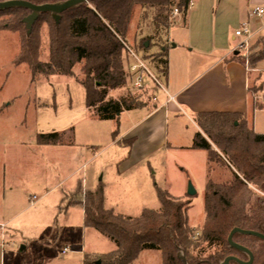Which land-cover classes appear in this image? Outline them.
Returning <instances> with one entry per match:
<instances>
[{"label":"trees","instance_id":"obj_1","mask_svg":"<svg viewBox=\"0 0 264 264\" xmlns=\"http://www.w3.org/2000/svg\"><path fill=\"white\" fill-rule=\"evenodd\" d=\"M8 1L42 6L68 0L0 3ZM189 4L190 0H92L63 13L58 27L49 15H41L28 38L21 25L27 12L11 10L1 12L0 17L4 20L2 28L19 36L15 66L27 67L35 82L71 78L78 70L76 82L84 91L85 109L91 120L104 123L116 122L122 113L146 107L140 102L141 95H131L127 64L115 58L120 43L128 39L132 22L134 48L157 79L165 82L168 34L173 25L170 15L176 10L184 25ZM258 52L261 54L252 57ZM242 58V65L246 61L255 70L264 61V47L251 50L250 46L248 55ZM255 84L250 89L253 96ZM114 93L121 95L110 99ZM254 108L257 112L264 110ZM193 123L198 132L190 150L204 153L207 166L202 189L203 223L198 236L187 224L185 206L160 192L159 212L143 211L132 219L105 210L99 189L85 193L78 204L82 225L110 242L115 250L94 260L85 256L83 264H132L143 252L159 253L161 264H180L176 260L179 251L187 264H221L230 257L247 261L229 250L226 240L233 229L264 237V136L253 134L242 117L234 114H199ZM72 138V131L39 135L36 145L72 147ZM112 139L116 141L115 133ZM117 145L130 143L119 141ZM232 242L252 254L253 264H264V243L239 236Z\"/></svg>","mask_w":264,"mask_h":264},{"label":"rangeland","instance_id":"obj_2","mask_svg":"<svg viewBox=\"0 0 264 264\" xmlns=\"http://www.w3.org/2000/svg\"><path fill=\"white\" fill-rule=\"evenodd\" d=\"M133 25L132 22L128 29V40L135 34ZM3 26L0 17V205L15 218L13 228L17 230L5 244V263L15 264L16 259L17 264L29 263L25 260L27 254L18 253L24 244L29 245L28 253L37 250L34 244L47 249L48 260L40 264H63L69 253L86 255L90 260L107 255L112 251L111 243L80 225L78 204L85 193L99 189L105 210L132 219L143 211L159 212L160 192L185 206L188 226L199 232L207 166L204 153L190 150L196 134L191 124L179 115L169 114L162 127L164 147L138 163L129 156L128 147L117 145L155 105L167 100L163 92L166 83L157 79L147 63L144 62L150 76H143L142 89L130 90L131 95H141L145 109L122 113L116 122H95L85 109L84 91L76 82L78 70L71 78L32 81L27 67L15 66L18 34ZM180 26L174 22L169 30V40H174L170 47L177 46V50L168 47L169 59H183L188 54L189 50L176 42L185 38L177 32ZM129 46L134 48V43ZM262 48L261 39L251 45V50ZM238 55L242 57V53ZM197 72L198 68L188 78ZM249 75L259 77L254 86L255 106L264 109V61ZM119 95L110 94L109 98ZM248 127L256 136H264V110L254 115ZM69 131L73 135L72 147L36 145L39 135ZM77 184L78 189L70 192ZM189 192L194 195L190 197ZM30 199H35L34 204ZM132 264H161V259L157 252H143Z\"/></svg>","mask_w":264,"mask_h":264},{"label":"crops","instance_id":"obj_3","mask_svg":"<svg viewBox=\"0 0 264 264\" xmlns=\"http://www.w3.org/2000/svg\"><path fill=\"white\" fill-rule=\"evenodd\" d=\"M190 4L192 8L188 11L185 24L180 26V18L174 21L181 27L177 32L185 36L184 40L176 42L182 43L189 51L187 59H169L170 53L167 51V79L163 91L167 100L160 106L155 105L154 110L139 120L121 140L123 143H130L126 146L130 149L129 156H133L135 159L132 160L136 163L148 159L164 147L162 127L169 114L181 116L197 133L193 120L199 114L239 115L248 127V122H253L254 115L258 113L254 108L257 98L250 92L257 77H250L249 74L255 70H251L249 66L245 68V63H240L239 59H243L244 55L239 57L234 51L240 42L234 37V33L245 28L252 35L249 45L261 39L264 47V15L257 19L249 16L253 9H264V0H190ZM125 42L132 45L133 33L131 40L127 39ZM168 42L170 49L174 40H169V34ZM172 50H177V46H173ZM193 57L201 59H191ZM197 68L198 72L188 78ZM154 97L156 103L157 95ZM77 189L78 184L74 189L70 188V192ZM8 192L11 193V190ZM82 217L80 225L83 227ZM14 219L0 205V227H3L0 230V264H6L5 244L14 237L9 235L17 232L13 228ZM27 246L29 245L24 244L20 247L23 251L18 252L27 254V264H40L43 260H48L47 249L43 245L34 244L37 250L32 249V253H28ZM9 248H13L12 244ZM114 250L112 247L108 254ZM65 251L67 254V250ZM69 254L63 264H83L86 255ZM17 260L13 262L17 264Z\"/></svg>","mask_w":264,"mask_h":264},{"label":"water","instance_id":"obj_4","mask_svg":"<svg viewBox=\"0 0 264 264\" xmlns=\"http://www.w3.org/2000/svg\"><path fill=\"white\" fill-rule=\"evenodd\" d=\"M91 1L92 0H68L54 5H42V6H33L23 1H8V2L0 3V12H7L11 10H21L27 12L28 16L25 17L23 20H21V25L24 29L25 37L28 38L31 34L34 24L38 21L41 15H49L50 19L54 23V26L58 27L61 20V15L63 13L79 5H83V4L88 5V3ZM171 48H173V46ZM193 195L194 194L192 192H189L190 197H192ZM235 236H239L243 238H252L264 243V237L259 234L233 229L227 237L226 240L227 247L229 250L244 256L247 261L244 263L238 261L235 258L230 257V258H226L221 264H253L252 254L249 251H247L245 248L235 245L232 242V239ZM22 251L23 248H20L19 252ZM176 260L180 264H187L182 251H179V253L176 256Z\"/></svg>","mask_w":264,"mask_h":264},{"label":"built area","instance_id":"obj_5","mask_svg":"<svg viewBox=\"0 0 264 264\" xmlns=\"http://www.w3.org/2000/svg\"><path fill=\"white\" fill-rule=\"evenodd\" d=\"M192 8V5L189 4V9ZM264 15V9H253L250 12V17L252 18H260ZM179 18V14L176 10L172 11L170 15V21L174 22L175 19ZM234 37L236 39H239L240 42L238 46L235 48V52L242 53L244 56L248 55L249 50V43L251 41L252 35L249 33V31L245 28L238 29V31H235ZM138 53L135 51L133 47H130L125 42H121L120 46L118 47L117 51L115 52V58L119 62H123L127 64V74L131 78V85L130 90L133 92H139L143 85V76L150 74L148 73V70L144 64V62L138 58ZM131 63H134V65H131ZM248 64L245 61V68H247ZM151 78V77H150ZM155 83V80H153ZM35 199H30V204H34ZM0 230H3V227H0Z\"/></svg>","mask_w":264,"mask_h":264},{"label":"flooded vegetation","instance_id":"obj_6","mask_svg":"<svg viewBox=\"0 0 264 264\" xmlns=\"http://www.w3.org/2000/svg\"><path fill=\"white\" fill-rule=\"evenodd\" d=\"M198 236V233L195 235V237H197Z\"/></svg>","mask_w":264,"mask_h":264}]
</instances>
